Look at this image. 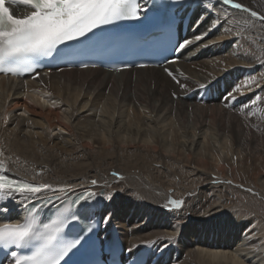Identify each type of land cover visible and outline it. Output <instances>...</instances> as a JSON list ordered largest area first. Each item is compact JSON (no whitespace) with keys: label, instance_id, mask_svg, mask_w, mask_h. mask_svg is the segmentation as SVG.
I'll use <instances>...</instances> for the list:
<instances>
[{"label":"bare ground","instance_id":"1","mask_svg":"<svg viewBox=\"0 0 264 264\" xmlns=\"http://www.w3.org/2000/svg\"><path fill=\"white\" fill-rule=\"evenodd\" d=\"M234 2L249 11L228 9L215 0L192 2L198 28L193 45L168 67L173 79L153 68L115 74L90 69L41 72L23 80L0 77V165L17 178L50 186L34 197L5 194L9 199L0 203L6 213L0 224L8 215L20 219L33 198L92 190L96 216L107 228L118 225L130 252L146 249L161 264H264L256 215L238 222L227 211L217 229L228 228L233 235L214 232L219 240H209L210 234L204 241L207 236L199 234L218 213L217 200L231 202L223 193L233 183L226 176L231 159L221 151L229 148L241 160L264 153V0ZM198 36L202 39L195 45ZM215 37L228 41L222 44ZM238 72L243 80L229 91L235 99L207 104L181 99L216 81L227 83ZM15 112L25 116L7 119ZM54 130L64 135L52 138ZM248 186L259 188L256 195L264 200L263 176ZM169 200L182 204L169 210ZM124 215L125 220L118 218ZM138 215L163 223L164 231L172 233L152 229L151 222L142 226ZM178 229L189 237L194 234L206 247L190 249L187 240L176 237Z\"/></svg>","mask_w":264,"mask_h":264},{"label":"snow or ice","instance_id":"2","mask_svg":"<svg viewBox=\"0 0 264 264\" xmlns=\"http://www.w3.org/2000/svg\"><path fill=\"white\" fill-rule=\"evenodd\" d=\"M217 3L249 11L234 0H217ZM6 5L30 6V11L21 17L15 15ZM146 11L140 0H0V73L12 75L32 73L35 69L29 63L31 57L51 55L58 46L86 37L101 26L122 20H139ZM205 11L209 15L212 14L211 8H206ZM250 14L252 17L257 16L255 11ZM204 18L202 15L201 20ZM196 39L200 40L202 37L198 36ZM188 43L190 41H183L175 50L183 49ZM168 74L172 75L171 72ZM180 87L183 88L185 85L180 84ZM226 99L235 97L229 92ZM92 183L96 184V181ZM5 188L9 189L10 193H18L21 197L42 191L41 186L0 174V190ZM49 188L48 185L43 186L44 190ZM95 198L94 192H82L74 199H69L67 207L61 204L57 213L68 212L73 205L83 207ZM168 203L172 205L169 210L178 209L182 204L180 200H169ZM38 211L39 209L33 206L23 223L0 225V247L10 252L14 264H66L65 258L81 240L76 238L61 243L60 234L68 226L67 218L57 216L49 222L38 223L36 218ZM78 218L74 213L71 215L73 221ZM107 219L109 217H105V222ZM34 240L41 243L31 255L22 256L15 250L24 249Z\"/></svg>","mask_w":264,"mask_h":264},{"label":"rangeland","instance_id":"3","mask_svg":"<svg viewBox=\"0 0 264 264\" xmlns=\"http://www.w3.org/2000/svg\"><path fill=\"white\" fill-rule=\"evenodd\" d=\"M238 11L244 12L243 10H238ZM214 21L215 20L210 18V22L213 25L215 24ZM215 39H220V37H215ZM220 40H221L222 44H223L224 41L225 42L228 41L227 39H220ZM224 50H225V48L222 50L223 51L222 53H224ZM240 80H243V78L240 79ZM13 115L16 118L25 116L22 112H15V113H12L11 115L7 116V119L10 118V117H14ZM50 134H51V137L53 138V137H56V136L64 135V132L60 131V130H54V131H51ZM211 142H214V141L212 140ZM216 144L217 143H215V147L217 148L218 145L216 146ZM230 150L231 149L227 148V149L222 150L221 152H223L224 156H226V155L228 156L226 158L227 160L231 159V160H229V164L230 165H228V167H227L228 169L226 170V176L229 179H231L233 183L230 184L231 187L223 189V193L226 194L227 197H228L227 200H229L231 202L229 203L228 201H226V199H223V201H224L223 203H222V201L220 199L217 200L216 207H218V213H214V215H212V218H211L212 220H210L207 223V225L205 223V227L199 230V231H201L199 234H201L202 236L203 235L207 236V237L203 238L204 241H209V240H212V239H215L216 241L219 240L220 237L214 236L213 235L214 232H216V234L222 233L223 235H227V236L233 235V231L229 230L228 228H225L223 231H220V230L217 229L218 228V224L217 223H219L220 218L222 219L223 215H224V214L222 215L221 213H225L227 211L229 213H226V214L233 213L232 216H234L236 214L235 217H237V218H235V220L238 219V222H242L243 220H245L246 217L248 218V217H251L252 215L258 216L261 220L257 217V221H259V222H258L257 225L254 226L256 228V232H258V233H256V236H257V238L259 236L261 238H264V200H261L259 198V196L256 195L258 192H260L259 188H257V190H256V189L251 188V186H248V185H251V184L257 182V177H262V176L264 177V153L263 152H261V153L259 152L256 155H252V156L248 155L247 158H245L244 160H241V156L240 157L238 156L237 159H236L237 155H235L232 152V150L231 151ZM230 152H231V154H230ZM211 159H214V158L212 157ZM243 170H245V171H243ZM114 174H115L114 172H110V176L111 177L112 176L114 177ZM22 179H23V181L31 183V184L35 183L36 185H42L39 182L34 181L33 179H29V178H27V179L26 178H22ZM244 187L245 188L246 187L250 188L253 192H251V194H250L248 192L249 191L248 188L245 189ZM218 191H220V190H218ZM233 203H234V205H232ZM237 209H238V212L239 211H244V213L243 214H241L240 212H239V214L235 213L237 211ZM8 210L10 211L11 209H8ZM126 213H128V212H126ZM131 213L132 212L130 211V215H128L127 218H131V216H132ZM144 214L145 213H143L142 215H144ZM204 214L206 215V213H204ZM126 216L125 215L124 216H119L118 218L125 220ZM138 217H139V215L137 216L136 220H138L140 222V224L142 223V226H145L146 224H149L151 222V221H149L148 217L147 218H143V219L141 218L142 216L139 217V218ZM260 222H261V224H259ZM159 223L160 222H153L152 223V229L153 228H157L159 230L161 229L163 232H166L167 230L165 229V231H164V229H163L164 228V224L162 223V225H161V223L160 224ZM199 224L203 225L201 222H199L197 225H199ZM197 228H199V226H197ZM174 231H175L174 233H175L176 237H182V238L185 239V241L186 240L188 241V243L190 244V246H189L190 249L191 248L197 249V248H201L202 246H205V245H203V243H200V241H197L196 239L193 238L194 234L191 235L192 237L191 236L189 237V236H186L184 233H182V231L180 229H178L177 231L176 230H174ZM167 232H169V231H167ZM169 233H172V232H169ZM210 234H212V236H213V237L211 236L212 238H210ZM199 236H197V238H199ZM233 239H234V237H233ZM263 245H264V243H263ZM196 246H200V247H196ZM202 248H204V247H202ZM263 254H264V252H263ZM263 254H262V256H264Z\"/></svg>","mask_w":264,"mask_h":264}]
</instances>
